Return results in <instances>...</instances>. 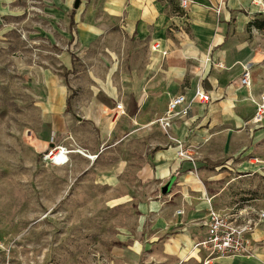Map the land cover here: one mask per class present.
<instances>
[{
	"label": "rangeland",
	"instance_id": "rangeland-1",
	"mask_svg": "<svg viewBox=\"0 0 264 264\" xmlns=\"http://www.w3.org/2000/svg\"><path fill=\"white\" fill-rule=\"evenodd\" d=\"M74 1L0 0V264H169L156 253L189 232L192 212L205 215L195 184L219 191L202 197L207 216L264 210V169L233 179L240 167L228 153L216 156L222 166L176 173L162 192L172 171L160 173L159 164L170 158L172 168L177 159L154 121L164 103L135 117L115 114L118 102L132 105L149 59L131 33V2ZM149 2L174 17L166 32L190 33L178 0ZM254 4L241 8L253 17L239 25V39L254 35L264 58V0ZM237 25L230 21V36ZM55 146L70 150L63 163L44 157ZM263 254L261 237L248 258L263 263Z\"/></svg>",
	"mask_w": 264,
	"mask_h": 264
},
{
	"label": "crops",
	"instance_id": "crops-1",
	"mask_svg": "<svg viewBox=\"0 0 264 264\" xmlns=\"http://www.w3.org/2000/svg\"><path fill=\"white\" fill-rule=\"evenodd\" d=\"M128 1L131 4L127 18H135L131 33L138 37V53L149 59L145 64L146 69L140 71L134 80L132 105L125 109L121 104V110L115 109L117 117L123 114L135 117L142 108L153 111L163 102L164 112L160 115L162 116L166 112L170 97L184 94L190 100L196 88H201L210 98V103L193 100L188 114L172 121L171 135L182 141L187 155H193L190 159L179 157L176 153L177 159L172 168L169 164L170 158L168 164H159L160 173L167 175L170 169L172 171L163 186L171 182L169 189L178 172H190L193 167L205 165L222 166L216 156L223 153L232 155L231 161L240 167L232 169L236 172L239 170L233 179L255 175L264 169V112L259 122L252 117L256 104L262 102L258 89L260 85L264 88V58H259L256 54L257 42L254 35L252 40H243L239 39L238 33L241 24L253 17L243 13L241 8L249 6L252 9L254 2L258 0H193L194 2L185 9L192 22L189 34L166 32V27L175 19L159 14L153 9L152 1ZM217 6L219 12H216ZM231 20L238 24V29L232 36L229 34ZM156 45L158 46L155 47ZM244 68L249 71V85L241 82ZM131 109H135L133 115L129 114ZM215 119L219 120L218 128L213 126ZM99 121L100 117L97 119V122ZM105 121H108V117ZM156 123L162 132L163 140L173 145L177 151V144L169 139L159 123ZM216 146L218 149L212 148ZM171 149L169 146L164 153ZM213 179L218 181L219 176ZM213 184L214 182L211 186ZM213 188L194 185L196 197L201 199L199 206L205 209V215L192 212L189 219L193 224L189 227V232L173 235L168 247L162 252L158 251L156 257L166 259L169 264H264V254L263 263L258 262L261 259L259 255L256 258H220L204 263L207 252L194 245L206 234L208 203L202 200V197L216 196L219 191ZM211 203L213 204V200ZM252 237L259 242V239L264 237V232L259 233L256 228Z\"/></svg>",
	"mask_w": 264,
	"mask_h": 264
},
{
	"label": "built area",
	"instance_id": "built-area-1",
	"mask_svg": "<svg viewBox=\"0 0 264 264\" xmlns=\"http://www.w3.org/2000/svg\"><path fill=\"white\" fill-rule=\"evenodd\" d=\"M178 1L179 7L182 9H187L194 2L193 0ZM219 10V6H217L216 12H219ZM241 82L245 85L250 84V76L247 68H244ZM195 99L201 102H207L210 98L201 88H196L190 100L184 94L172 96L168 100L165 114L155 120L159 123L166 136L177 144V155L183 158L191 157L183 149L182 141L171 135L170 128L174 119L182 118L188 114L191 102ZM116 107L121 110L122 105L117 103ZM263 112L264 103L258 104L254 119L259 121L262 118ZM62 150L65 152H61ZM69 151L65 147L55 146L49 149L44 154V157L53 163H63L66 160L63 156H66L65 154ZM59 153H62V155L57 157L56 155ZM93 157H96V155H93ZM251 213L253 212L247 211L244 214L241 209H237L229 214H221L214 210L208 213L207 221L205 222L206 234L203 239L194 245V247L204 249L207 252L204 263H209L214 259L251 255L255 242L252 235L257 227V223L264 219V210L255 211L254 215Z\"/></svg>",
	"mask_w": 264,
	"mask_h": 264
},
{
	"label": "trees",
	"instance_id": "trees-1",
	"mask_svg": "<svg viewBox=\"0 0 264 264\" xmlns=\"http://www.w3.org/2000/svg\"><path fill=\"white\" fill-rule=\"evenodd\" d=\"M72 22V20H71ZM67 76H64V81H65V84L67 85ZM206 83V82H205ZM206 87L209 88V85L206 84ZM71 99H72V94H70L68 97H67V100H66V110H69L70 109V104H71ZM135 113V109H131L129 111V114L133 115Z\"/></svg>",
	"mask_w": 264,
	"mask_h": 264
},
{
	"label": "water",
	"instance_id": "water-1",
	"mask_svg": "<svg viewBox=\"0 0 264 264\" xmlns=\"http://www.w3.org/2000/svg\"><path fill=\"white\" fill-rule=\"evenodd\" d=\"M79 3H80V0H75V1H74V4H73V7H74V8H77L78 5H79ZM167 189H168V185L163 186V188H162V192H166Z\"/></svg>",
	"mask_w": 264,
	"mask_h": 264
},
{
	"label": "bare ground",
	"instance_id": "bare-ground-1",
	"mask_svg": "<svg viewBox=\"0 0 264 264\" xmlns=\"http://www.w3.org/2000/svg\"><path fill=\"white\" fill-rule=\"evenodd\" d=\"M62 152H65V151L62 150ZM90 157H92V156H90Z\"/></svg>",
	"mask_w": 264,
	"mask_h": 264
}]
</instances>
